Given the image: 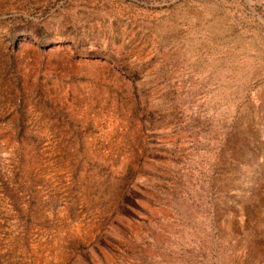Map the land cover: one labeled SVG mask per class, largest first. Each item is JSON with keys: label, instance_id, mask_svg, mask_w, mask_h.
I'll return each mask as SVG.
<instances>
[{"label": "rangeland", "instance_id": "1", "mask_svg": "<svg viewBox=\"0 0 264 264\" xmlns=\"http://www.w3.org/2000/svg\"><path fill=\"white\" fill-rule=\"evenodd\" d=\"M0 264H264V0H0Z\"/></svg>", "mask_w": 264, "mask_h": 264}]
</instances>
